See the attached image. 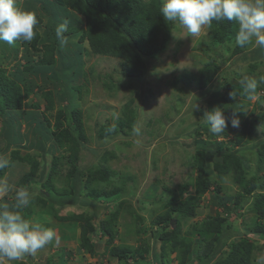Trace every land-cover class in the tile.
I'll use <instances>...</instances> for the list:
<instances>
[{"label":"rangeland","instance_id":"374dc122","mask_svg":"<svg viewBox=\"0 0 264 264\" xmlns=\"http://www.w3.org/2000/svg\"><path fill=\"white\" fill-rule=\"evenodd\" d=\"M152 1L158 5L163 4V0ZM17 3L22 9L43 12L38 7H32L29 0H17ZM73 14L75 13L72 11V16ZM42 15L36 29L38 38L49 36L48 30L54 16L47 13ZM65 21L73 26L84 27V21L78 14L74 15L71 21ZM170 24L171 40L165 46H162V40L159 38L153 41L150 51L141 52V59L130 57L128 53L117 54L118 49L113 52H95L90 45H79L74 39L67 40L66 49L61 52L70 62L76 55L81 57L79 73L76 72L75 77H71V84H82L79 98L76 96L77 92L72 91L69 102L76 109L77 113L74 115L79 118L78 122L87 142L84 141L79 147L77 143L73 144L74 152L62 160L60 167L65 163L63 169H66L68 164L76 170L79 166L88 165L89 172L94 166L100 169L111 168L119 173L112 179L114 183H119V186H122L121 181H118L120 175H132L130 183L124 185L125 193L130 194L124 193L119 202L117 201L119 210L116 212L114 205L106 209L96 207L94 203L97 202L90 193L88 194L87 189L83 188L82 182L79 186L82 193L77 194L75 188L78 185L73 182V177L69 182L58 176L50 182L42 179L41 186L33 189L37 195L31 204L23 209V213L30 209L29 218L54 230L53 241L56 247L48 246L57 252L59 249L67 252L64 260H60L61 263L76 259L83 264L86 261L85 264H155L159 244L154 242V230L158 227L161 232L162 226L155 225L154 220L164 213L172 214L173 209H176H172V204L179 200L189 203L193 207L194 215L181 216L179 213L174 217L181 222L178 237L187 233L186 243L189 246H178L174 257L170 255L172 264L177 263V255L184 257L181 264H189V260L191 264H214V257H205V250L202 249L210 252L217 246H214V243H218L222 237V249L226 252L236 243L239 254L246 256V264H256V257L264 255V238L253 236L250 232L254 226L264 229V211H256L258 205L264 206V161L259 162L256 149L247 144L246 141H252L249 133L239 144L240 147L247 145L245 150L236 151L234 147L228 148L219 143L229 138L235 139L244 129L248 130L250 123L256 118L258 128L255 135L258 136L260 131H264L261 130L264 128V99L259 102L258 95H255L248 100H241L244 102L241 109L246 110L242 115L243 124L236 128L234 133L229 132L228 137L222 134L212 135L206 121L197 113V105L200 103L193 100L194 95L198 93L196 78L190 81L181 75L185 70L195 77L200 72L203 79H208L206 77L213 74L204 89L208 87V96L213 98L224 96L226 81L241 85V80L237 78L239 75L233 76L234 72L230 71L237 68L236 64H241L242 59L246 63L250 59L248 55L241 59L240 52L243 50L249 53L256 46H236L234 36L231 47L227 50L225 47L209 44L208 37L209 40L215 38L211 29L209 30L210 26H205L199 35L190 36L178 22L170 21ZM235 25L233 30L236 34L238 24L235 22ZM17 42L20 50L16 58L7 59L1 55V47L4 46L0 41V67L12 73V76H17L20 69H25L24 66L28 65L27 59L35 62L39 57L50 58L48 51L44 47L41 48L43 43H40L37 53L30 54L21 41ZM45 43L50 44L51 41L47 40ZM260 49L258 47L259 51ZM3 51L4 54L9 53L8 50ZM258 54L262 56V53ZM58 60L59 56L56 55L50 59V65L33 68L31 74L23 79V75L19 79L15 78L23 89L22 106L18 111H14V120L16 117V121L21 122V136H18L17 140L13 138L12 143L7 144L2 137L1 124L5 122L0 117V155L9 161V166L0 171V183L11 187L9 192L0 196V201H13L15 191L22 187L21 179L26 173L29 175L27 187L29 183L36 181L44 147L49 168L54 156L52 139L58 136L63 128H59L57 124L62 121L67 125L72 121V115L67 118L60 116V113L70 112L71 107L67 106L69 104L65 97L67 88L64 87L68 80L62 74V65ZM255 62L257 64L252 73L246 71L245 74L259 82V94L264 95V58ZM126 67L134 76L123 74ZM225 76L228 80L223 79ZM198 84L200 85V81ZM219 85L221 89H218ZM237 96L241 98V94ZM205 99L201 100V104L206 108L208 103ZM71 123L74 124V121ZM134 126L140 129L138 135L132 132ZM52 132H55V135H52ZM102 132L106 134L101 135ZM263 137L264 134L259 136ZM16 142L17 144H14ZM13 151L17 152L21 162L26 160V167L12 160L16 158L11 157ZM60 153L55 152L56 155ZM235 156L244 157L249 164L243 165V159L240 164L234 159ZM75 158L79 159L74 163ZM34 163V169H31ZM201 177H208L206 185L201 182ZM55 188H61L65 193L59 194ZM44 191H48L47 194ZM64 199L67 200L64 202ZM91 202L93 206L89 204ZM78 215L82 217L78 218ZM92 215L93 220L90 218ZM86 217H89L91 226L92 223L97 228L103 223L110 225L114 234L110 244L105 236L96 244L95 238L90 237V234L89 240L94 245L92 250L82 245L81 226L89 229V233H92L93 228L84 220ZM215 225L221 229L231 226L234 230L228 228V234L219 238L214 230ZM60 234L62 238L59 241ZM68 236L70 239H67ZM201 241L206 246L197 255ZM147 245L149 247L145 248ZM120 246L128 247V253H132L126 262L110 255V247ZM139 250L142 251L141 256ZM45 251L46 247L39 250L35 256H26L16 264H50L51 257L48 258V263L43 259ZM191 255L192 258L189 257Z\"/></svg>","mask_w":264,"mask_h":264},{"label":"trees","instance_id":"16d2710c","mask_svg":"<svg viewBox=\"0 0 264 264\" xmlns=\"http://www.w3.org/2000/svg\"><path fill=\"white\" fill-rule=\"evenodd\" d=\"M29 3L32 7H38L40 11L43 12H36L35 10H29L32 12H35L37 14L38 21H41L42 13L50 16H53V19L50 22V28L48 30L49 36L47 37H36L34 38L30 43L22 42V44L25 45V50L28 53H37L38 50H40V43L41 48H45V50L48 51V55L50 56L49 59H44L43 57H39L35 60V62H31V60L27 59V64L24 66L25 69H20L19 74L17 76H12V73L6 72L4 69L0 67V117L4 119L5 124H1L2 126V137L4 140H6L7 144H11L12 139L15 138L17 140L18 136H21L20 132V126L21 122L16 121V117L14 120V111L19 110L22 106V99H23V89L20 87L19 83L16 82L15 78L22 77L25 78L26 75L31 74V70L37 69V68H44L51 63L49 62L51 58H54V56L58 55L60 64L62 65V74L64 75L66 81V85L64 88H67L65 90V97H67V101L69 105L68 107H71L70 112L68 113H60V116L62 115L64 118H67L69 115H72V121H74V124H72V121H69L67 125L64 124V122L61 121V123H58V127L63 128L61 129V133H59L58 136L53 137V148H54V156H52L51 164L49 168L48 161L46 163V151L45 147L42 150L41 156H42V162L40 164L39 168V175L38 178H36L35 182L29 183V189H38L39 186H41V180H46V182H50L54 179L55 176H58L62 180L70 181V178L73 177V182L75 185H78L75 189H77V194H81L82 190L80 186L81 182L83 183V188L87 189L88 194L90 193L94 201L97 203H94L96 207L101 206L102 209H106L112 205L115 206L114 212L119 210V199L124 195L125 189L124 185H127L130 183V180L132 178L131 174L125 173L123 175H120L118 177V181H121L122 186H119V183H114L112 179L116 178L119 173H116V171L110 170L108 168L100 169L98 166H94L95 169L92 168V171H88V165L86 166H79L78 169L74 170L75 167H70L68 164L66 165V169H63L62 166L60 167L62 160L64 158H67L74 152V147L72 149L73 144L77 143V146H82V143L84 144V141L87 140V137L81 130V125L79 124V118L75 117V113H77L75 108H73L69 102L70 93L72 91H76L78 98L80 94V89L82 84H71V77H75V74L79 73V66L81 64V57L79 55L74 56L73 61L70 62V60L67 61L66 57L61 54L62 51L66 49V47H61L59 44V41L56 39L55 36V28L58 26V24L64 22L65 20H70L73 18L74 15L78 14L82 17V21H84V27L82 26H73L72 24H68V30L64 33V36L67 38V40H76L77 44L81 45V43H86L90 45L91 49H93L95 52H113L118 49V53L130 54L129 56H133L136 59H141V52L142 51H150L152 48V42L157 40H162V46H165L167 42L171 40L172 33H171V24L170 21H166L163 19V17L160 16V8L162 5H158L155 3V1H146L142 2L141 0H29ZM160 4V2H158ZM157 5V6H156ZM27 10V9H24ZM72 11L75 13L72 16ZM60 15V16H59ZM46 16V15H45ZM47 17V16H46ZM72 17V18H71ZM70 25V26H69ZM211 29V32L214 34L215 38L212 40H209V44H214V46H221L225 47V49H229L231 47V42L233 37L236 35L233 28L236 27L234 21H221L216 22L213 21L211 25H209ZM212 27V28H211ZM147 38V39H146ZM47 40H50L51 43L47 44L45 43ZM2 45L4 47L2 48L1 55L3 58H16V55L18 54L20 47L18 42H15L13 45H8L6 42L2 41ZM10 46V48L8 47ZM210 46V45H209ZM213 46V47H214ZM9 49H8V48ZM212 47V48H213ZM3 50H8V54H4ZM258 51V52H257ZM264 51L263 49L258 50V46L256 48L252 49L249 53L242 50L240 52V58L242 59L244 55H248L250 59H248V62L244 59L241 64H236L237 68L232 69L230 71L234 72L233 76L239 75V78L241 80V85H233L230 82L226 81L225 86V95L217 96L213 98L211 95L208 96V87L204 89V86L207 85V81L212 77L213 74L208 75L206 78H201V73H198V76L195 77V75H192V73L188 70H185L181 73V75L186 76L188 80H192L196 78V84L198 87V93H196L193 97V100L195 102H199L200 105H197V113L200 114L203 118V121L205 120V114L210 111L211 109L215 107H221L224 109V114L226 117H230L231 113L234 110H242L237 113V115L240 118V125L243 124L244 118H242L243 113L246 111L245 109H241L243 105V101L241 100H248L252 96L258 95L257 100L260 102L261 99H264V95L259 94V82L257 83V88L255 93H253L251 96L249 94L245 93L244 88L245 85L252 80L250 75L245 74L252 73L253 67L256 66L258 60H262L264 58ZM122 52V53H121ZM46 53V52H45ZM151 53V52H150ZM258 53H262V56H259ZM31 56V55H29ZM235 63V62H233ZM36 64V66L34 65ZM212 64V63H211ZM31 68H30V66ZM210 65V64H209ZM213 65V64H212ZM214 69V68H213ZM18 71V70H17ZM11 74V75H9ZM70 74V75H69ZM123 74L127 76H134V73L131 71H127V67L123 70ZM221 74L223 75L224 73ZM224 76V75H223ZM86 76H84V80ZM185 78V80H186ZM223 79L228 80V77H223ZM200 81V85L198 84ZM86 82L84 81L83 84ZM195 85V84H194ZM199 85V86H198ZM234 87V88H233ZM218 89H221V85H219ZM221 93V92H220ZM230 94H233V96H230ZM238 94H241V98H238ZM208 96V97H207ZM212 97V98H211ZM203 98L207 99V105L208 107H204V105L201 104V100ZM205 99V100H206ZM211 106V107H210ZM210 107V108H209ZM189 108V107H188ZM66 110V109H65ZM79 111V110H78ZM201 121V122H203ZM255 122H258V118H256L253 123H250L249 129L239 133L235 139L229 138L227 141L219 142L220 145L225 144L226 147H234L236 151L239 150H245L247 149V145H243V147L239 146L241 141L243 140V137L249 133L251 135L252 141H246L248 142L252 148L256 149L257 155H258V161L263 162L264 161V137L259 138L260 135L264 134V131H260L258 133V136L256 130L257 125ZM29 123V120L27 121ZM204 124V123H203ZM203 124L201 126H203ZM206 126H209L206 123ZM205 126V127H206ZM243 127V126H242ZM239 128V127H238ZM236 128L234 129L230 122L228 124V127L226 128L225 132L222 133V135H225L228 137L229 132H235ZM261 130H264L261 129ZM23 131V130H22ZM106 133L102 132L101 135H105ZM236 134V133H235ZM52 135H55V132H52ZM22 138V137H21ZM42 140V139H41ZM14 144H17L14 143ZM261 146V147H259ZM195 150L198 151L196 148ZM227 150V149H226ZM61 152L60 155H56L55 152ZM115 155V154H114ZM16 156V158H12L15 162L18 164H21L23 167L24 161L21 162V160L18 157L17 152L13 151L11 153V157ZM76 160H73L74 163L79 159L75 158ZM234 159L238 161L239 163L241 160H244V157H237L235 156ZM93 160V158H92ZM202 161V160H201ZM69 163V162H68ZM36 163L32 164L31 169H34ZM241 164V163H240ZM249 162L244 160L243 165H248ZM25 166V165H24ZM90 166V163H89ZM26 167V166H25ZM102 167V166H101ZM91 168V167H89ZM250 169V168H249ZM3 169H0L2 171ZM97 170V171H94ZM252 170V169H250ZM1 173V172H0ZM26 173L21 181L22 187H27V181L29 180V175ZM67 175V176H66ZM1 176V175H0ZM85 180L83 181V179ZM202 178V177H201ZM208 177L202 178L201 182L205 185L208 183ZM65 182V181H63ZM67 182V183H68ZM25 184V185H24ZM110 185V186H109ZM165 190V189H164ZM55 191L59 194L65 193V190H62L61 188H55ZM75 191V192H76ZM46 192V191H44ZM48 192V191H47ZM46 192V194H47ZM81 192V193H80ZM126 195H129L125 193ZM100 199V201H97ZM67 199H64V202ZM118 201V202H117ZM92 205L93 203H89ZM93 206V205H92ZM94 206V207H95ZM176 208V209H173ZM172 214L169 212L162 214L160 217L155 218L154 224L155 225H161V232L158 229V227L154 230V233L156 236H154V242L158 243H168L170 246L166 248L164 245L161 247L159 245V248L162 250L161 259L159 258V254H155V264H172V258L168 256L169 252L173 249L178 248V246H186L189 245L186 243L187 233L183 234L181 237H178V232L181 231V222L177 219H174V217L177 214H181V216L188 215L192 216L194 215L193 207L187 203L186 201H175L172 204ZM29 211H24V215L26 217L30 214ZM257 212H263L264 206L258 205L256 208ZM98 213V211H96ZM96 213V217H97ZM78 218H81V215L77 216ZM92 220L94 216L92 215L90 217ZM86 222L88 221L89 224V217H86L84 219ZM92 222V221H91ZM84 226V225H83ZM81 226V243L82 245H86L90 250H92V241L89 240V238L92 236V238H95L96 244L101 242L102 237H107V242L110 244L112 237L114 234L112 233V229L110 225L103 223V225L100 227H96L92 223V233H89V229H86L85 227ZM230 226V225H229ZM89 228V226H88ZM226 228V227H225ZM221 229L218 225L214 226L215 232L218 234V237L221 238L222 236H225L228 234L229 229L234 230V227H227L226 229ZM252 232L253 236H257L258 238H264V229L263 227H256L254 226L253 229L250 231ZM100 233V235H99ZM92 234V235H90ZM90 235V237H89ZM226 238V237H225ZM172 240V242H170ZM224 240L223 237L220 239L218 243H214V246L217 245L213 250L210 252L204 248L206 244L201 241L199 243V250L196 252L198 255L201 253V249L205 250V257L211 258L214 257V264H246L247 259L246 256H244L242 253L239 254V247L236 243L232 244V247L230 246V249L228 251H224L222 249L221 241ZM209 244V241L207 242ZM220 244V245H218ZM50 246H54V241L49 244ZM94 247V245H93ZM149 246L147 245L148 248ZM144 251V250H143ZM67 252L62 251L61 249L58 250L55 257H58L60 260H64V255ZM142 251L139 250V256H141ZM218 253L219 256H218ZM128 254V255H127ZM110 255L113 257H117L120 260H124L126 262L128 257L132 256V253H128V247H110ZM131 255V256H130ZM194 255V254H193ZM189 257H193L192 255ZM190 258V259H191ZM210 260V259H208ZM183 259L178 262L177 264H181ZM253 263V262H251ZM189 264L191 262L189 261ZM194 264V263H192Z\"/></svg>","mask_w":264,"mask_h":264},{"label":"clouds","instance_id":"9594fccd","mask_svg":"<svg viewBox=\"0 0 264 264\" xmlns=\"http://www.w3.org/2000/svg\"><path fill=\"white\" fill-rule=\"evenodd\" d=\"M160 16L166 21L178 22L190 36L199 35L213 21H234L238 24L236 46L253 45L264 49V0H163ZM38 24L37 14L19 7L17 0H0V41L8 45L17 41L30 43L37 35ZM67 30V21L55 28V36L61 47L67 44L64 36ZM256 88L257 83L251 81L245 85L244 91L251 96ZM240 111L233 109L230 117H226L224 109L219 106L208 111L204 119L210 133L221 135L229 122L233 128H238L240 118L237 113ZM139 131L135 126L132 129L134 135H138ZM8 166V159L0 155V169ZM10 190L8 184L0 183V196ZM36 195V191L21 187L15 191L11 203L0 201V264L5 260L22 261L26 256H35L39 250L53 242V229L23 214V209L31 204ZM158 244L166 248L170 246L168 243ZM159 245L156 253L161 259L162 250ZM176 249L170 251L168 256L172 254L171 257H174ZM182 257L176 256L177 263L184 259ZM256 264H264V255L256 257Z\"/></svg>","mask_w":264,"mask_h":264},{"label":"crops","instance_id":"0c3cea01","mask_svg":"<svg viewBox=\"0 0 264 264\" xmlns=\"http://www.w3.org/2000/svg\"><path fill=\"white\" fill-rule=\"evenodd\" d=\"M85 142H87V141H85ZM62 234H60L59 236H58V240L60 241V238H62V236H61ZM64 237V236H63ZM57 238V237H56ZM67 239H70L69 238V236H68V238ZM55 240V239H54ZM49 245V244H48ZM46 246V254H44V258L43 259H45L44 261H48V258L49 257H51L52 258V261H50V264H60L61 262H60V259L58 258V257H55V255H56V253H57V251H55V249L53 248V247H49V246ZM54 247H56V244L54 245ZM50 248V249H49ZM48 250H49V252H48ZM54 250V251H53ZM48 252V253H47ZM41 256V255H40ZM54 258V259H53ZM64 259V258H63ZM85 260H87V259H85ZM76 261V262H75ZM190 261V260H189ZM15 264L16 263H19L18 261H13ZM13 262H9V261H7V260H5L4 262H3V264H14ZM87 262V261H86ZM86 262H84V264L86 263ZM48 263V262H47ZM61 264H83L82 263V261H80V260H67L66 262H62ZM87 264H89V262L87 263Z\"/></svg>","mask_w":264,"mask_h":264}]
</instances>
